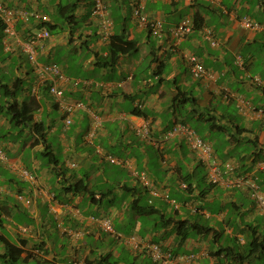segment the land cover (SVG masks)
Returning <instances> with one entry per match:
<instances>
[{
  "label": "crops",
  "instance_id": "crops-1",
  "mask_svg": "<svg viewBox=\"0 0 264 264\" xmlns=\"http://www.w3.org/2000/svg\"><path fill=\"white\" fill-rule=\"evenodd\" d=\"M2 1L29 15L15 19L21 39L32 35L41 22L60 28L57 34L50 31L49 37L37 42L38 60L56 63L57 54L61 60L71 59L73 73H68V64H60L66 78L64 96L69 101H84L89 110H80L65 128L46 86L36 84L33 66L20 45L5 48L0 23V146L9 156L7 164H0L4 221L0 264H154L144 248L133 250L105 233L100 228L104 216L111 218L117 231L137 233L173 254L191 256L179 264H230L225 258L218 262L213 251L242 247L252 230L264 237V216L250 191L229 184L231 178L244 176L264 191V31L244 29L239 22L243 16L264 22V0H218L215 4L208 0H146L145 14L162 21L159 35L134 17L133 0H104L110 16L115 17L110 33L124 28L128 38L137 42L136 49L121 54L113 66L96 64V54H106L108 38L90 15L92 0H79L73 20L61 18L60 23L51 14L68 0ZM194 13L201 17L197 21L200 28L176 38V24ZM205 28L212 31L215 46L204 37ZM190 53L204 66V77H192L187 60ZM34 86L35 95L31 92ZM31 96L39 103L33 122L43 123V139L30 128L32 124L13 126L8 120L7 107L19 108ZM93 116L100 125L89 141L85 133L93 126ZM175 122L194 123L215 157L232 164L233 172L211 184L206 167L181 135L163 139ZM142 124H147L148 136L136 131ZM12 128L18 129L16 140L14 136L9 139ZM96 138L106 146L103 149L99 141L103 153L122 162H113L109 169L97 163V156L83 147L91 144L95 149ZM54 145L60 147L61 159L52 152L57 163L43 166L40 155L44 147L50 150ZM95 153L103 157V153ZM10 164L36 172V185L22 179L14 188L8 184L5 176L13 171ZM141 171L147 173L148 186L136 176ZM75 183L87 184L89 191L73 192ZM151 186L161 193L152 196ZM163 192L176 200L177 208ZM17 194L31 198L30 204ZM151 220L153 225L147 223ZM177 220L197 222L212 230L183 238ZM251 260L264 262V249L241 264Z\"/></svg>",
  "mask_w": 264,
  "mask_h": 264
},
{
  "label": "built area",
  "instance_id": "built-area-1",
  "mask_svg": "<svg viewBox=\"0 0 264 264\" xmlns=\"http://www.w3.org/2000/svg\"><path fill=\"white\" fill-rule=\"evenodd\" d=\"M145 1L146 0H133V14L137 17L138 21L141 24L149 25L152 32L156 35H159L162 30V22L160 20H150L145 12ZM193 1V0H189ZM212 3L218 2V0H208ZM91 15L97 20L100 31L104 36L110 34L112 28V19L108 15V9L106 4L102 0H93ZM21 16L25 19L28 18V14L24 10L15 11L12 8L6 6L3 2L0 1V23L3 25L4 45L7 50H12V45H20L22 51L27 55L28 60L33 66V70L37 75L40 83L46 84L48 91L55 97L57 100L62 112L65 114L63 118V123L65 126H68L72 121V115L78 110H86V106L83 102L77 101H67L63 95L62 83L66 80L62 69L60 66L54 62H40L37 57L36 44L39 40L49 37L50 31L46 26H41L35 29L26 39H21L15 29V19ZM46 20L45 17L41 18ZM41 20V21H42ZM240 25L244 29L250 30H263L264 31V22H257L250 19L247 16H243L239 20ZM193 28V20L191 17H184L173 29V34L176 38H182L189 34ZM203 35L210 41L212 46L217 44L216 39L214 38L212 31L209 28L203 30ZM187 60L190 66V72L193 78H202L205 75V68L202 65L199 58L190 53L187 56ZM76 84L77 81H74ZM36 88H32V92H35ZM100 124L99 118L93 116V126L88 133L89 139L92 138L94 134V129ZM137 132L140 134L147 135V127L145 124L137 127ZM175 134H180L183 136L188 148L194 153L196 158L201 162L207 164L209 167V175L213 182L219 180L220 169L216 164V161L212 158V149L210 144L204 140L193 128L183 125L176 124L170 130H168L164 138H169ZM99 151V149H97ZM112 160L110 155L107 156ZM8 160L7 155L0 148V163H6ZM233 170V166L230 163L224 165V171L229 173ZM20 175L25 179L33 182L34 177L27 170L21 169ZM141 179H145L144 175L141 174ZM234 185L242 187H249L251 197L255 201L258 210L264 216V192L250 179H247L244 176L237 177L232 180ZM154 194H157L156 191H153ZM174 204V203H173ZM176 206V205H175ZM100 226L104 231L113 233L116 238L121 239L120 234H116L111 226L110 220L104 218L100 221ZM125 242L138 247L141 243L140 239L135 237L124 238ZM145 249L155 264H179L181 260H185L187 256H175L171 252L166 251L161 248V246L156 242H148L145 244Z\"/></svg>",
  "mask_w": 264,
  "mask_h": 264
},
{
  "label": "trees",
  "instance_id": "trees-1",
  "mask_svg": "<svg viewBox=\"0 0 264 264\" xmlns=\"http://www.w3.org/2000/svg\"><path fill=\"white\" fill-rule=\"evenodd\" d=\"M78 2L79 0H68L66 4H59L57 7V11L60 13V16L64 20L72 21L73 20L72 12L77 7ZM90 15H91V10H90ZM111 17L114 23L115 17L114 16H111ZM198 20L202 21L198 13H194L193 14L194 29H198L201 26L200 24L201 22L197 23ZM41 24L45 25L50 31L55 29L56 27L54 24H51L48 22H41ZM136 44H137L136 40L128 38L126 29L123 28L120 30V32L114 31L108 37V42L106 46V54L104 56H100L96 54V64L101 65V66H113L117 62L121 54H125V53H128L136 49ZM187 99L190 100L189 98ZM38 105L39 103L35 99L34 96L29 97L27 101L24 104H22L19 108L16 107L15 105H11V106L9 105L7 107L8 120L13 126H23V125L32 124L30 128L36 134H38L40 138L43 139L45 136V131H44L45 128H44L43 123L35 122V121L33 122L34 113H36V111L39 109ZM182 123L186 124L184 122ZM190 127L193 128L192 126ZM1 149L5 151L2 146H1ZM42 155L44 156L47 155L49 157L47 159L49 164L57 163V158L53 156L52 151L48 150L46 146L44 147V150L42 151ZM25 182L30 184L28 181H25ZM186 189H188V187ZM71 190L76 193L78 192L82 193V192L89 191L88 186L85 183L80 186L75 183ZM91 194H93V192ZM2 214L3 212L0 210V226H2L4 223ZM176 228H177L178 234L181 233L183 238L187 237V235L190 233H194V234L201 233V232L206 233L212 230L211 227L201 225L197 222L186 224V220L185 221L177 220ZM182 230L183 232H181ZM10 245H11L10 243L7 244V246L9 247ZM262 249H264V237L258 236L256 234V231L252 230L250 234L249 242H247V244L237 249L234 247H230V246L221 247L218 250L213 251V256L216 257L218 262H221V258H225L230 264H238V263H243L250 256H252L255 252L260 251ZM15 252L19 253L18 250H16ZM9 255L11 256L14 254L9 253Z\"/></svg>",
  "mask_w": 264,
  "mask_h": 264
},
{
  "label": "clouds",
  "instance_id": "clouds-1",
  "mask_svg": "<svg viewBox=\"0 0 264 264\" xmlns=\"http://www.w3.org/2000/svg\"><path fill=\"white\" fill-rule=\"evenodd\" d=\"M1 2H3L2 0H0ZM103 2H104V0H102ZM4 3V2H3ZM105 4H106V6H107V9H108V15L110 14L109 13V6H108V4L106 3V2H104ZM133 3V2H132ZM5 4V3H4ZM92 4H93V0H92ZM6 5V4H5ZM7 6V5H6ZM91 8H92V5H91ZM144 9H145V7H144ZM132 12H133V6H132ZM134 15V14H133ZM92 16V15H91ZM147 16V15H146ZM186 16H189V17H191L192 18V20H193V15H186ZM186 16H184V17H186ZM93 17V16H92ZM109 17L111 18V16L109 15ZM134 17H136L135 15H134ZM148 17V16H147ZM183 17V18H184ZM94 18V17H93ZM137 18V17H136ZM149 18V17H148ZM182 18V19H183ZM95 19V18H94ZM112 19V18H111ZM150 20H152L151 18H149ZM181 19V20H182ZM96 20V19H95ZM138 20V19H137ZM154 20V19H153ZM157 20V19H156ZM180 20V21H181ZM161 21V20H160ZM179 21V22H180ZM96 22H97V20H96ZM139 22V21H138ZM162 22V21H161ZM178 22V23H179ZM140 23V22H139ZM177 23V24H178ZM98 24V23H97ZM176 24V25H177ZM144 25V24H143ZM42 26H45V25H42ZM112 26H113V20H112ZM145 26H147V27H149L150 28V26L149 25H145ZM98 28H99V26H98ZM175 28V27H174ZM37 29V28H36ZM49 30V29H48ZM99 30H100V28H99ZM150 30H151V28H150ZM194 30V23H193V28H192V31ZM50 31V30H49ZM111 31V30H110ZM163 31V24H162V30H161V32ZM191 31V32H192ZM151 32H152V30H151ZM190 32V33H191ZM189 33V34H190ZM103 34V33H102ZM111 35V33L107 36V38L109 37ZM188 35V34H187ZM186 35V36H187ZM185 37V36H184ZM37 76V75H36ZM36 84L37 85H45L46 86V88H47V85L46 84H42V83H40V81H39V79H38V77H37V80H36ZM35 88L37 87V86H34ZM63 88V87H62ZM47 90H48V88H47ZM32 92V91H31ZM49 92V91H48ZM37 93V88H36V90H35V92H32V94H36ZM49 94L54 98V100H55V103L57 104V106H58V109L61 111V118H62V122H63V118H64V116H65V114L62 112V110H61V108H60V106H59V104H58V102H57V100L55 99V97L49 92ZM63 95H64V93H63ZM64 98H65V96H64ZM65 100H66V98H65ZM67 101H69V100H67ZM73 101H77V100H73ZM79 101H81V100H79ZM81 102H83V101H81ZM84 103V102H83ZM84 105L86 106V110H89V108H88V106L84 103ZM81 110H83V109H81ZM78 111H80V110H78ZM77 112V111H76ZM75 112V113H76ZM74 113V114H75ZM73 114V115H74ZM73 115H72V117H73ZM71 123H72V121H71ZM71 123L68 125V126H65L64 125V123H63V126L65 127V128H68L70 125H71ZM176 124H183L182 122H175L168 130H170L174 125H176ZM100 125V124H99ZM98 125V126H99ZM143 125V124H142ZM146 125V127H147V135H144V134H140V133H138V134H140V135H143V136H148V134H149V130H148V126H147V124H145ZM183 125H187V124H183ZM97 126V127H98ZM141 126V125H140ZM187 126H189V125H187ZM97 127H95V129L97 128ZM190 127V126H189ZM92 129V127H90L88 130H87V134L85 135V137L87 138V140H89V141H92V139H93V137L95 136V132H96V130L94 129V134H93V136H92V138L91 139H89V137H88V133H89V131ZM194 129V128H193ZM168 130H166L164 133H163V139L164 140H166V139H171L172 137H175V136H177V135H180V134H175V135H173V136H171V137H169V138H164V135H165V133L168 131ZM195 130V129H194ZM136 131H137V129H136ZM196 131V130H195ZM197 132V131H196ZM182 136V135H181ZM183 137V136H182ZM184 139V138H183ZM185 141V140H184ZM208 142V141H207ZM209 143V142H208ZM210 144V143H209ZM210 146H211V144H210ZM0 148H1V146H0ZM97 149H99V151L97 150ZM211 149H212V158L216 161V164H217V166L219 167V169H220V177H219V180L218 181H216V182H213L212 180H211V178H210V175H209V167L207 166V164H205V163H203V162H201L200 160H198L197 158V160L200 162V163H202L205 167H206V170H207V178H208V180H209V182L211 183V184H215V183H218L219 181H221V178H222V175L223 174H231L232 172H233V170H234V167H233V170L231 171V172H229V173H226L225 171H224V165L226 164V163H229V162H225V163H222V162H220V160H218L216 157H215V155H214V151H213V148H212V146H211ZM2 150V149H1ZM95 150H96V152H98V153H103V151H102V148L100 147V145H96L95 146ZM190 150V149H189ZM3 151V150H2ZM5 152V154L7 155V158H8V160H7V162L9 161V156H8V154H7V152L6 151H4ZM194 154V153H193ZM108 155H110L111 157H112V160L111 159H109L107 156ZM103 157H105V159H108L109 161H112V162H116V163H121L122 161H121V159H119V158H116V157H114V156H112L111 154H109V153H103ZM196 157V156H195ZM7 162L6 163H2V164H7ZM72 165L74 166V163H72ZM232 165V164H231ZM10 167H11V169L13 170V171H15L17 174H18V176L20 177V179H23L24 181H28L30 184H33V185H36V183H37V175H35V173H33L32 171H30L29 169H27V168H25V167H21V166H15V165H12V164H10ZM21 169H25V170H27L31 175H33V177L35 178L34 179V181L33 182H31V181H29L28 179H25L24 177H22L21 175H20V170ZM141 174H143L144 175V177H145V179H141ZM136 176L138 177V179L141 181V182H143L145 185H147L148 186V176H147V173L145 172V171H141V172H139V173H136ZM237 177H240V176H235V177H233V178H231L230 179V181H229V184L231 185V186H233V187H236V188H243V187H245V188H247L248 190H249V187H247V186H242V187H239V186H236V185H234L233 183H231L232 182V180L233 179H235V178H237ZM257 185V184H256ZM181 187L182 188H184V189H186L187 188V184L184 182V183H182L181 182ZM153 191H156L157 192V194H154L153 193ZM250 191V190H249ZM263 191V190H262ZM150 192H151V195L152 196H158L161 192L159 191V189L158 188H156L155 186H151L150 187ZM264 192V191H263ZM27 195H22V194H17V198H19V199H21V200H23V202L25 203V204H30V202H31V198H29V197H26ZM163 196L164 197H167L169 200H170V198H169V195L166 193V192H163ZM250 196H251V193H250ZM252 198V197H251ZM253 199V198H252ZM170 202H171V204L174 206V207H178V204H177V202L174 200V199H171L170 200ZM174 203V204H173ZM176 205V206H175ZM104 218H108L109 220H110V223H111V218H109V217H106V216H104V217H102L101 219H100V221L102 220V219H104ZM112 226V225H111ZM100 228H101V226H100ZM112 228H113V230H114V232L116 233V234H119L118 233V231L117 230H115V228L112 226ZM102 229V228H101ZM103 230V229H102ZM104 231V230H103ZM105 233H108V234H110L111 236H113L114 237V239L115 240H120L119 238H116V236L113 234V233H110V232H107V231H104ZM125 238H127V236L125 237ZM135 238H137V239H140L141 240V243L139 244V246L137 247H134V246H132V245H130V244H128V243H126L125 242V240L124 239H122V242L123 243H125L128 247H130L131 249H133V250H139V249H141V248H144V250H145V252L147 253V251H146V249H145V244L146 243H148V242H156V241H153V240H148V241H146V239H144L143 237H141V236H138V237H135ZM156 243H158V242H156ZM160 246H161V244L160 243H158ZM161 248L162 249H164V250H166L165 248H163L162 246H161ZM166 251H169V252H171L170 250H166ZM172 253V252H171ZM148 254V253H147ZM173 254V253H172ZM173 255H175V256H183V255H177V254H173ZM184 256H187V258H191V256H189V255H184ZM152 260V259H151ZM153 262V261H152ZM154 263V262H153ZM155 264V263H154Z\"/></svg>",
  "mask_w": 264,
  "mask_h": 264
},
{
  "label": "rangeland",
  "instance_id": "rangeland-1",
  "mask_svg": "<svg viewBox=\"0 0 264 264\" xmlns=\"http://www.w3.org/2000/svg\"><path fill=\"white\" fill-rule=\"evenodd\" d=\"M51 16H52V18H53V20L54 21H56L57 23H60L61 21V16H60V13L58 12V11H55V13L54 12H52V14H51ZM52 32H53V34H57L58 32H60V28H55V29H53V30H51ZM152 38H154V37H152ZM72 59H73V61L75 60V58H74V56H72ZM65 59L64 58H62V60L58 57V54H57V56H56V58H55V62L56 63H59L58 65L60 66V64L62 65V67H65L66 66V64H68L69 65V68L67 69L68 70V73L70 74V73H73V71H74V68H71L72 67V60L71 59H69V60H67V61H64ZM149 62V59L147 58V60L146 61H144V63L145 64H147ZM53 98V97H52ZM54 99V98H53ZM55 101V100H54ZM84 102V101H83ZM57 112H58V110H57ZM79 111H77L74 115H73V117H72V122H73V118H74V116L78 113ZM60 113H61V111H60ZM58 115H59V112H58ZM191 125H192V127L193 128H196V125L194 124V123H191ZM13 127V126H12ZM13 130H12V135L10 136V138L9 139H12L13 138V136H14V138H13V140H16L17 138V131H18V129H17V131L14 129V128H12ZM4 130V129H3ZM201 134H202V132H200ZM87 133H85V135H86ZM6 135H8V134H6ZM99 141H101V140H98L97 138L95 139V145H97L98 143H99ZM54 143H56V142H54ZM84 143V142H83ZM99 145V144H98ZM100 145H102V147H103V149H105L106 148V146H105V144H104V142L103 141H101V143H100ZM83 147H86L87 149H89V150H91V152H92V154L94 155V156H97L95 159H96V161H97V163H102L104 166H106L108 169L109 168H111L113 165H114V163L113 162H111V161H109L108 159H105V158H103L102 157V155H100V154H97V153H95L96 151H95V149H94V147H93V145H91V144H84L83 145ZM93 147V148H92ZM105 147V148H104ZM117 149H118V154H120L121 155V150H120V148L119 147H117ZM50 150L54 153V155L57 157V158H59V159H61L60 157H59V155H60V147H57L56 145H54L53 146V148H50ZM41 157H40V159L42 160L43 159V161H44V165L43 166H50V164L48 163V156L47 155H40ZM32 171V170H31ZM33 173H35V175H37L36 174V172H34V171H32ZM0 174H2V173H0ZM5 178L9 181V183L8 184H10L13 188L16 186V183H20L21 181H20V177L18 176V174L15 172V171H10L9 173H7L6 174V176H5ZM2 182H1V180H0V184H1ZM21 184H22V182H21ZM19 185V184H18ZM53 189L55 190V192H57L58 194H60V192L61 191H59V189L58 188H56V187H53ZM176 201V200H175ZM210 212H212V211H210ZM261 218V220H263V218L262 217H260ZM112 219H114V218H112ZM144 219V218H143ZM146 220V219H145ZM261 220L259 219L258 221L261 223ZM153 222H154V220H151V221H149V222H147L149 225H153ZM111 225L114 227V225H113V222H112V220H111ZM118 233L121 235V239L120 240H117L118 242H121L122 243V239H124L126 236L127 237H138V234L137 233H129V231L128 230H122V231H118ZM113 237V236H112ZM114 238V237H113ZM264 262L263 261H259V260H256V261H254V260H251V261H248V262H246L245 264H263ZM238 264H241V263H238Z\"/></svg>",
  "mask_w": 264,
  "mask_h": 264
}]
</instances>
